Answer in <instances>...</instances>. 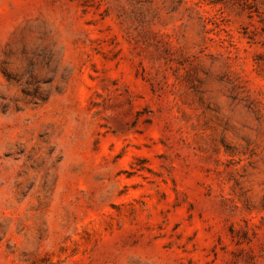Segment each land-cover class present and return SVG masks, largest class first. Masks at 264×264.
Returning <instances> with one entry per match:
<instances>
[{"label": "rangeland", "instance_id": "obj_1", "mask_svg": "<svg viewBox=\"0 0 264 264\" xmlns=\"http://www.w3.org/2000/svg\"><path fill=\"white\" fill-rule=\"evenodd\" d=\"M0 264H264V0H0Z\"/></svg>", "mask_w": 264, "mask_h": 264}]
</instances>
